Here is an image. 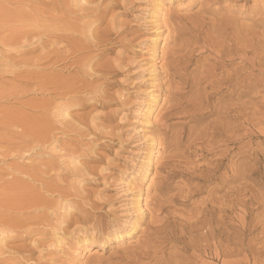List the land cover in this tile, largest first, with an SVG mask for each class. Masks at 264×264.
Segmentation results:
<instances>
[{
  "label": "rangeland",
  "instance_id": "1",
  "mask_svg": "<svg viewBox=\"0 0 264 264\" xmlns=\"http://www.w3.org/2000/svg\"><path fill=\"white\" fill-rule=\"evenodd\" d=\"M263 19L264 0H0V264H264Z\"/></svg>",
  "mask_w": 264,
  "mask_h": 264
},
{
  "label": "bare ground",
  "instance_id": "2",
  "mask_svg": "<svg viewBox=\"0 0 264 264\" xmlns=\"http://www.w3.org/2000/svg\"><path fill=\"white\" fill-rule=\"evenodd\" d=\"M217 2H219V1H217ZM221 2H222V1H221ZM223 2H224V1H223ZM220 7H221V6H220ZM210 9H211V8H210ZM211 10H213V8H212ZM243 10H244V9H243ZM222 13H223V12H222ZM211 14H212V13H211ZM217 16H218V15H217ZM219 16H220V14H219ZM203 17H204V16H203ZM203 19H204V18H203ZM209 20H210V19H209ZM233 20H234V19H233ZM263 20H264V19H263ZM262 22H263V21H262ZM259 23H260V22H259ZM230 27H231V26H230ZM28 31H29V30H28ZM28 31H27V32H28ZM30 31H31V30H30ZM198 31H199V30H198ZM22 32H23V31H22ZM182 32H183V31H182ZM187 33H188V32H187ZM34 34H35V33H34ZM200 34H201V33H200ZM230 35H231V34H230ZM30 36H31V34H30ZM36 36H37V35H36ZM33 37H34V36H33ZM195 37H196V36H195ZM230 38H231V37H230ZM229 40H231V39H229ZM189 41H190V40H189ZM199 41H200V40H199ZM38 42H39V41H38ZM196 42H197V41H196ZM204 42H206V41H204ZM195 44H196V43H195ZM202 45H203V44H202ZM194 48L196 49V46H195ZM194 48H193V49H194ZM197 48H198V46H197ZM198 49H199V48H198ZM183 50H184V49H183ZM199 50H200V49H199ZM186 51H187V50H186ZM188 51H189V50H188ZM190 52H192V51H190ZM202 53H203V52H202ZM181 54H182V53H181ZM185 55H186V54H184V56H185ZM201 55H202V54H201ZM179 56H180V55H179ZM190 56H191V55H190ZM186 57H187V56H186ZM199 57H200V56H199ZM199 57H198V60H199ZM192 58H193V57H192ZM195 58H196V57H195ZM180 59H181V58H180ZM190 60H192V59H190ZM191 63H192V62H191ZM189 64H190V63H189ZM189 64H188V66H189ZM195 64H196V63H195ZM221 64H222V63H221ZM195 66H196V65H195ZM199 66H201V65H199ZM199 66H198V67H199ZM172 67H173V66H172ZM174 68H175V72H174V70H173L172 73H173L175 76H177V78L175 77L176 79H178L180 76L183 77V72H185V73H188V72H189V73H190V70L187 69L186 61H181V60H180V61H179V60L175 61V62H174ZM191 68H192V67H191ZM228 68H229V67H228ZM187 70H188V72H186ZM191 70H192V69H191ZM194 70H195V69H194ZM235 70H236V69H235ZM244 70H246V69H244ZM170 72H171V70H170ZM193 72H195V71H193ZM172 73H170V75H171ZM235 73H236V72H235ZM235 73H234V74H235ZM190 76H191V75H190ZM193 76H194V75H193ZM202 76H203V75H202ZM169 77L171 78V76H169ZM169 77H168V78H169ZM172 77H173V76H172ZM238 77H239V76H238ZM186 78H187V77H183V80H184V79L186 80ZM192 78H193V81H195V82L197 81V80H195V78H197V76H195V78H194V77H192ZM192 78L188 77L187 81H185V82H187V83H186V86H187V84H191V83H190V79H191V81H192ZM170 80H171V79H170ZM172 80H173V79H172ZM180 80H181V79H180ZM177 81H178V80H177ZM227 81H228V80H227ZM168 82H169V81H168ZM173 83H174V80H173ZM181 83H182V81H181ZM207 83H208V82H207ZM219 83H220V82H219ZM219 83H218V84H219ZM168 84H169V83H168ZM182 85H183V84H182ZM192 85H194L193 82H192ZM233 85H234V84H233ZM194 86H195V85H194ZM187 87H190V88H191V85H189V86H187ZM192 87H193V86H192ZM219 87H220V86H219ZM244 88H245V87H244ZM172 89H173V88H172ZM193 89H194V87H193ZM237 89H238V88H237ZM187 90H188V89H187ZM187 90H186V91H187ZM189 90H192V89H189ZM216 90H217V89H216ZM218 90H219V89H218ZM181 91H183V90H181ZM186 91H185V92H181L180 95H181V96H182L183 94L185 95ZM193 91H194V90H193ZM194 92L196 93V91H194ZM215 93H217V92H215ZM237 93H238V92H237ZM172 94H173V93H172ZM174 94H175V93H174ZM221 94H222V93H221ZM175 95H177V94H175ZM180 95H179V96H180ZM173 96H174V95H173ZM179 96H178V97H179ZM181 96H180V97H181ZM186 97H187V95H186ZM188 97H189V94H188ZM191 97H192V95H191ZM209 97H210V96H209ZM174 98H175V96H174ZM183 98H185V96H184ZM189 98H190V97H189ZM197 98H198V97H197ZM203 98H204V97H203ZM178 99H179V100H180V99H181V100H184V99H182V98H178ZM194 99H195V98H194ZM198 99H199V98H198ZM224 99H225V98H224ZM185 100H186V99H185ZM185 100H184V101H185ZM177 101H178V100H177V98H176V99H175V102L177 103ZM200 101H201V99H200ZM181 102H182V101H181ZM181 102H180V104H181ZM176 103H175V104H176ZM184 103H185V102H184ZM184 103H183V104H184ZM196 103H197V101H196ZM190 104H191V105H190ZM186 105H187V106L190 105V106L192 107V106H194L195 104H194V101L192 102V100H191V98H190V100H188V104H186ZM176 106H178V105L176 104ZM207 107H208V106H207ZM187 108H188V107H187ZM174 109H175V108H174ZM184 109H185V107H183V110H184ZM153 111H154V107H153V105H150L149 108H148V112H147V120H148V122H150L151 119H152ZM188 111H190L189 108H188ZM195 111H197V110H195ZM176 112H177V110H176ZM180 112H182V111H180ZM197 112H198V111H197ZM202 112H203V111H202ZM173 113H174V111H173ZM183 113H184V111H183ZM203 113H204V112H203ZM179 114L181 115V113H178V114H176V115L179 116ZM198 114H199V113H198ZM171 115H172V113H171ZM173 115H175V114H173ZM176 115H175V116H176ZM182 115H184V114H182ZM192 115H193V113H192ZM153 116H154V115H153ZM175 116H173V117H175ZM190 116H191V115H190ZM204 116H205V115H204ZM204 116H203V119H204ZM194 117H195V116H194ZM194 117H193V119H194ZM197 117H198V115H197ZM208 117H209V115H208ZM179 118H180V117H179ZM188 118H189V117H188ZM176 119H178V118H176ZM174 120H175V119H174ZM191 120H192V119H191ZM194 120H195V119H194ZM196 120H197V119H196ZM186 121H187V120H186ZM201 121H202V120L200 119V121H198V122H201ZM189 122H190V121H189ZM214 122H215V121H214ZM175 123H176V121H175ZM203 123H204V121H203ZM203 123H202V124H203ZM189 124L191 125V123H189ZM189 124H186V123H185V124H183V125H189ZM212 124H213V123H212ZM190 125H189V126H190ZM200 125H201V124H200ZM200 125H199V126H200ZM214 125H215V124H214ZM214 125L211 126V128L214 127V129H215V126H214ZM216 125H219V123H217ZM169 126H170V125H169ZM173 126H174V125H173ZM176 126H177V124H176ZM191 126H192V125H191ZM195 126H196V124L193 125L192 127L194 128ZM197 126H198V125H197ZM224 126H225V125H224ZM184 127H185V126H184ZM192 127H191V129H192ZM200 127H201V126H200ZM226 127H227V126H226ZM169 128H171V127H169ZM176 128H178V126H177ZM180 128H181V126H180ZM202 128H203V127H202ZM204 128H205V127H204ZM211 128L209 129V130H210V131H209V132H210V136L212 135V134H211V131H212ZM216 128H217V126H216ZM219 128H220V127H219ZM228 128H229V125H228ZM171 129H172V128H171ZM178 129H179V128H178ZM187 129H188V128H187ZM214 129H213V130H214ZM217 129H218V128H217ZM172 130H173V129H172ZM174 130H175V128H174ZM179 130H180V132H181V129H179ZM179 130H178V131H179ZM182 130H183V128H182ZM192 130H193V129H192ZM194 130H196V128H195ZM206 130H207V128H206ZM206 130H205V131H206ZM170 131H171V130H170ZM178 131H177V133H178ZM188 131H189V130H188ZM188 131H187V132H188ZM199 131H200V129H199ZM207 131H208V130H207ZM216 131H217V130H216ZM223 131H224V130H223ZM243 131H244V130H243ZM166 132H167V131H166ZM180 132H179V133H180ZM196 132H197V131H196ZM203 132H204V129H203L202 133H203ZM213 132H214V131H213ZM182 133H183V132H182ZM198 134H199V133H198ZM200 134H201V132H200ZM204 134H205V133H204ZM215 134H216V132H215ZM217 134H218V133H217ZM169 135H171V132H170ZM172 135H173V134H172ZM177 135H179V134H177ZM207 135H208V134H207ZM213 135H214V133H213ZM175 136H176V135H175ZM201 136H203V135H201ZM227 136H228V134H227ZM231 136H232V135H231ZM173 137H174V136H173ZM173 137H172V138H173ZM185 137H186V136H185ZM211 137H212V136H211ZM180 138H181V137H180ZM174 139H175V137H174ZM174 139H171V140H174ZM203 139H207V137H206V138L203 137L201 140H203ZM238 140H239V139H238ZM223 141H224V139H223ZM176 142H177V141H176ZM186 142H187V141H186ZM190 143H191V142H190ZM213 143H214V142H213ZM211 145H212V142H211ZM213 145H215V143H214ZM243 145H244V144H243ZM243 145H242V146H243ZM169 146H170V145H169ZM201 146H202V145H201ZM215 146H216V145H215ZM220 146H221V145H220ZM225 146H226V145H225ZM213 147H214V146H213ZM217 147H218V146H217ZM211 150H212V148H211ZM240 150H241V149H240ZM231 151H232V150H231ZM204 152H205V151H204ZM179 154H180V153H179ZM238 154H239V153H238ZM177 155H178V154H177ZM197 155H198V154H197ZM232 155H233V154H232ZM202 156H203V154H202ZM181 157H182V154H181ZM236 158H237V157H236ZM232 159H233V158H232ZM241 160H242V159H241ZM209 161H210V160H209ZM217 161H218V160H217ZM180 162H181V161H180ZM149 163H150V160H149L148 164H149ZM204 164H206V163H204ZM237 164H239V163H237ZM246 164H247V163H246ZM182 165H183V164H182ZM215 165H217V164H215ZM173 167H174V166H173ZM175 167L177 168V166H175ZM175 167H174V168H175ZM216 167H218V165H217ZM216 167H215V169H217ZM178 168H179V167H178ZM234 168H235V167H234ZM244 168H245V166H244ZM168 169H171V168H168ZM184 169H185V168H184ZM190 169H191V168H190ZM213 169H214V167H213ZM204 170H205V169H204ZM230 170H231V169H230ZM169 171H170V170H169ZM174 171H176V170H174ZM179 171H180V170H179ZM181 171H182V170H181ZM210 171H212V170L210 169ZM210 171H209V172H210ZM214 172H215V170H214ZM217 172H218V171H217ZM170 173H171V172H170ZM224 173H225V171H224ZM240 173H241V172H240ZM174 174H175V173H174ZM174 174H173V175H174ZM213 174H214V173H213ZM166 175L168 176V174H166ZM208 175H210V174L208 173ZM217 175H218V174H217ZM236 175H237V174H235V176H236ZM139 176H140V175H139ZM167 176L165 177L166 179H167ZM171 176H172V175H171ZM192 176H193V175H192ZM211 176H212V175H211ZM211 176H210V178H211ZM240 176H241V175H240ZM204 177H205V176H204ZM208 177H209V176H208ZM168 178H169V177H168ZM206 178H207V177H206ZM172 179H173V178H172ZM233 179H234V178H233ZM164 180H165V179H164ZM185 180H186V179H185ZM205 180H206V179H205ZM219 180H220V179H219ZM237 181H238V180H237ZM167 182H168V181H167ZM173 182H174V181H173ZM206 183H207V182H206ZM171 184H172V183H171ZM219 184H220V183H219ZM164 185H165V184H164ZM177 185H178V184H177ZM206 185H207V184H206ZM169 186H170V185H169ZM183 186H184V185H183ZM171 187H172V186H171ZM173 187H174V186H173ZM197 187H198V186H197ZM212 188H213V187H212ZM215 188H216V186H215ZM231 188H232V187H231ZM169 189H170V188H169ZM167 191H168V190H167ZM161 193H162V190H161ZM187 193H188V191H187ZM214 193H215V192H214ZM163 194H164V192H163ZM186 196H187V194H186ZM191 196H192V193H191ZM187 197H188V196H187ZM192 197H193V196H192ZM192 197H191V198H192ZM138 198H139V200L142 199L141 194H139V197H138ZM159 200H161V199H159ZM211 202H212V201H211ZM204 203H205V202H204ZM233 203H234V202H233ZM157 204H158V203H157ZM164 204H165V203H164ZM183 204H184V203H183ZM237 204H238V203H237ZM145 205H146V203H145ZM162 205H163V204H162ZM209 205H210V204H209ZM212 205H214V204H212ZM212 205H211V206H212ZM164 206H165V205H164ZM234 206H235V205H234ZM208 207H209V206H208ZM216 207H217V206H216ZM218 207H219V206H218ZM239 207H240V206H239ZM161 208H162V207H161ZM165 209H166V208H165ZM251 209H252V208H251ZM251 209H250V210H251ZM218 210H219V209H218ZM220 210H221V208H220ZM204 211H205V210H204ZM208 211H209V210H208ZM240 211H241V210H240ZM202 214H203V213H202ZM215 215H217V216L219 217L218 214L215 213ZM248 215H249V214H248ZM197 216H198V215H197ZM209 217H210V216H209ZM212 217H213V216H212ZM165 221H166V218H165ZM201 221H202V220H201ZM208 221H210L209 218H208ZM214 221H215V220H214ZM219 222H221V220H219V221L217 220V221H216V223H218V224L220 225ZM169 223H170V222H169ZM203 223H205V222H203ZM207 223H208V222H207ZM207 223H206V224H207ZM211 223H212V222H211ZM214 223H215V222H214ZM216 223H215V224H216ZM200 224H202V222H201ZM200 224H199V225H200ZM208 224H209V223H208ZM218 224H216V225H218ZM189 225H190V224H189ZM192 225H193V224H192ZM192 225H191V228L197 226L198 224H197V225L194 224L193 226H192ZM213 225H214V224H213ZM223 225H224V226H223ZM223 225H221V226L225 227V224H224V223H223ZM151 226H152V224H151ZM208 226H210V225H207V226L204 225V227H206V229L208 228ZM214 226H215V225H214ZM221 226H219V227H221ZM176 227H177V226H176ZM198 227H202V226H198ZM198 227H197V228H198ZM210 227H211V226H210ZM216 227H217V226H216ZM216 227H215V228H216ZM135 228H136V225H135V224H131V229L134 230ZM227 228H228V227H227ZM168 229H169V228H168ZM208 229H209V228H208ZM176 230H178V229H176ZM209 230L211 231L212 229L210 228ZM219 230H220V229H219ZM219 230H218V231H219ZM155 231H156V232H155V235L153 234L154 237H153V239H152V241H151V243H150V246L153 244V242L155 243V242H157V241H159V240H161V239H162V240H167V239H170V238L173 239V237H175L174 232H168V231H167V226H166L165 224L162 225V226H161V225H160V226H157V228H156ZM170 231H171V230H170ZM174 231H175V229H174ZM221 231H223L222 228H221ZM226 231H229V230H226ZM132 232H133V231H132ZM134 232H135V231H134ZM204 232H205V231H204ZM212 232H215V233H216V230H213ZM224 232H225V231H224ZM206 233H207V232H206ZM227 233H228V232H225V234H227ZM149 234H150V233H149ZM177 234H180V233H177ZM197 234H198V233H197ZM202 234H203V233H202ZM207 234H210V233H207ZM211 234H212V233H211ZM211 234H210V236H211ZM219 234H220V233H219ZM225 234H224V235H225ZM230 234H231V233H230ZM230 234H228V235H230ZM180 235H181V234H180ZM185 235H186V234H185ZM198 235H199V234H198ZM200 235H201V233H200ZM216 235H217V233H216ZM228 235H227V237H228ZM119 236H120V235H118L117 237H119ZM146 236H147V235H146ZM178 236H179V235H178ZM182 236H183V235H182ZM212 236H213V235H212ZM187 237H189V236H187ZM192 237H193V236H192ZM192 237H191V238H192ZM198 237H199V236H198ZM217 237H218V235H217ZM217 237H215V239H216ZM146 238H147V237H146ZM193 238H194V237H193ZM193 238H192V239H193ZM220 238H221V237H220ZM149 239H150V238H149ZM176 239H177V238H176ZM183 239H184V237H183ZM189 239H190V238H189ZM189 239H188V241H189ZM198 239H199V238H198ZM200 239H202V236H201ZM202 240H203V239H202ZM205 240H206V239L204 238V242H205ZM212 240H213V239H212ZM217 240H218V239H217ZM219 240H220V239H219ZM219 240H218V242H219ZM170 241H171V240H170ZM170 241H169V242H170ZM174 241H175V239H174ZM182 241H184V240H182ZM193 241H194V240H193ZM195 241H196V239H195ZM214 241H215V240H214ZM222 241H223V240H222ZM225 241H226V240H225ZM164 242H165V241H164ZM164 242H163V243H164ZM176 242H177V241H176ZM179 242H181V240H180ZM177 243H178V242H177ZM185 243H186V240H185ZM187 243H188V242H187ZM195 243H197V242H195ZM195 243H194V244H195ZM206 243H207V245L209 244L208 242H206ZM215 243H216V242H215ZM160 244H162V243H160ZM160 244H159V245H160ZM170 244H171V243H170ZM170 244H169V245H170ZM198 244H199V241H198ZM220 244H221V243H220ZM163 245H164V244H163ZM187 245H188V244H187ZM190 245L192 246L191 249H192L193 247L195 248V250H197L198 247L201 248V247H200L201 244H199L200 246H199V245H195V246H193V242H192V244L189 243V246H190ZM202 245H203V244H202ZM204 245H205V244H204ZM207 245H206V246H207ZM181 246H182V245H181ZM206 246H205L204 248H206ZM153 247H154V244H153ZM153 247H152V248H153ZM166 247H167V246H166ZM221 247H222V246H221ZM196 248H197V249H196ZM204 248H203L202 250H204ZM94 249H95V250H94ZM94 249L91 250V251H92V254H90L91 257H92V255H96V254L99 253V251H98L97 248H94ZM154 249H155V248H154ZM160 249H161V248H160ZM163 249H164V248H163ZM167 249H168V248H167ZM181 249H182V248H181ZM185 249H186V248H184V250H185ZM247 249H248V248H247ZM148 250H149V249H148ZM148 250H147V251H148ZM158 250H159V249H158ZM193 250H194V249H193ZM198 250H199V249H198ZM129 251H130V250H129ZM153 251H154V250H153ZM252 251H253V250H252ZM135 252H136V250H135ZM161 252H162V251H161ZM161 252H159V253H161ZM193 252H194V251H193ZM155 253H156V251H155ZM205 253H206V252H205ZM180 254H181V253H180ZM180 254H179V255H180ZM161 255H162V253H161L160 255H158V256H161ZM163 255H164V254H163ZM163 255H162V258H163ZM255 255H256V254H255ZM96 256H97V255H96ZM120 256H121V255H120ZM215 256H216V255H215ZM142 257H143V256H142ZM146 258H155V257H154V253H153V252H151L150 254L147 253V254H146ZM126 259H127V258H126ZM130 259H131V258H130ZM163 259H164V258H163ZM131 260H132V259H131ZM131 260H129V261H131ZM153 260H154V259H153ZM195 260H196V259H195ZM161 261H162V260H161ZM135 262H136V264H149V262H145L141 257H137V260H136ZM135 262L132 261L131 264H133V263H135ZM157 262H158V261H157ZM175 262H176V261H175ZM198 262H199V261H198ZM183 263H184V262H183ZM186 263L189 264L188 262H186ZM199 263H200V262H199Z\"/></svg>",
  "mask_w": 264,
  "mask_h": 264
}]
</instances>
